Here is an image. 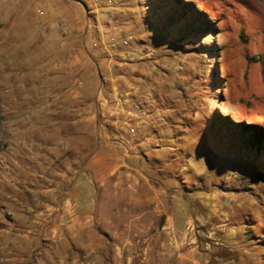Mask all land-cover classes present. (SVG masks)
<instances>
[{
	"label": "rangeland",
	"instance_id": "obj_1",
	"mask_svg": "<svg viewBox=\"0 0 264 264\" xmlns=\"http://www.w3.org/2000/svg\"><path fill=\"white\" fill-rule=\"evenodd\" d=\"M44 1L29 0L28 47L0 59L10 76L0 73V264H59L72 147L93 135L68 121L98 97L111 131L107 110L122 92L164 119L155 130L173 141L171 175L211 233L204 248L235 249L213 264H264V145L242 130L264 129V0H54L51 28L34 18ZM119 75L147 91L134 97L119 80L110 95Z\"/></svg>",
	"mask_w": 264,
	"mask_h": 264
},
{
	"label": "crops",
	"instance_id": "obj_2",
	"mask_svg": "<svg viewBox=\"0 0 264 264\" xmlns=\"http://www.w3.org/2000/svg\"><path fill=\"white\" fill-rule=\"evenodd\" d=\"M54 4L47 0L34 10V18L44 27L57 26L50 15ZM28 5L29 0H0V59L7 56L6 49L28 47ZM0 73L10 78L1 63ZM119 80L134 97L147 91L136 76L119 75L110 80V95L122 91ZM98 100L88 105L85 118L68 121L78 129L91 127L93 135L76 137L80 146L72 147L73 182L68 199L59 201L60 224L53 238L58 263L213 264L222 254L236 252L222 243L223 248H204V238L211 233L204 232L197 204L192 205L171 175L172 139L165 138L159 150L143 151L139 138L135 146L120 134L122 128L115 124L121 115L116 108L107 110L108 118L116 113L105 120L111 131L99 124ZM114 131L116 135L111 134Z\"/></svg>",
	"mask_w": 264,
	"mask_h": 264
},
{
	"label": "built area",
	"instance_id": "obj_3",
	"mask_svg": "<svg viewBox=\"0 0 264 264\" xmlns=\"http://www.w3.org/2000/svg\"><path fill=\"white\" fill-rule=\"evenodd\" d=\"M113 104L121 115L118 121L126 126L127 133L133 141H138L139 138L143 151H154L164 147L162 136L155 130L164 123V119L156 110L131 101L129 92L117 93Z\"/></svg>",
	"mask_w": 264,
	"mask_h": 264
},
{
	"label": "trees",
	"instance_id": "obj_4",
	"mask_svg": "<svg viewBox=\"0 0 264 264\" xmlns=\"http://www.w3.org/2000/svg\"><path fill=\"white\" fill-rule=\"evenodd\" d=\"M178 2H180V0H177ZM243 133L245 135H247V139L246 142L257 149H260L261 146L264 145V129L259 127V126H255V125H251V126H243Z\"/></svg>",
	"mask_w": 264,
	"mask_h": 264
}]
</instances>
